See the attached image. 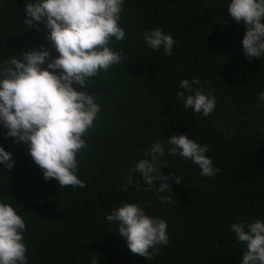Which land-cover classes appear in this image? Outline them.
Returning <instances> with one entry per match:
<instances>
[{
  "label": "trees",
  "instance_id": "obj_1",
  "mask_svg": "<svg viewBox=\"0 0 264 264\" xmlns=\"http://www.w3.org/2000/svg\"><path fill=\"white\" fill-rule=\"evenodd\" d=\"M29 2L0 0V63L25 47L46 46L58 55L46 27L23 22ZM230 2L125 0L120 24L127 38L112 42L123 63L101 71L86 88L74 85L94 94L103 109L77 157L85 187L45 181L28 145L5 138L0 127V145L16 161L10 172L0 164V202L25 220L28 264H92L93 257L98 264H241L246 246L231 224L264 220V107L257 99L264 92V57L244 55L246 30L232 21ZM155 28L176 41L171 55L145 44L144 33ZM184 79H199L193 87L215 95L210 116L184 108L177 98ZM174 134L207 144L219 172L205 177L191 160L169 155L165 142ZM156 142L166 149L160 171L173 178L172 191L149 190L130 172ZM167 196L173 203L162 202ZM125 201L167 222L170 242L152 260L131 253L118 224L106 218Z\"/></svg>",
  "mask_w": 264,
  "mask_h": 264
},
{
  "label": "clouds",
  "instance_id": "obj_2",
  "mask_svg": "<svg viewBox=\"0 0 264 264\" xmlns=\"http://www.w3.org/2000/svg\"><path fill=\"white\" fill-rule=\"evenodd\" d=\"M125 0H33L25 5L24 23L29 28L48 29L57 56L46 46L23 48L19 55L0 63V127L5 138L28 145V154L43 171V179H55L58 187H85L78 178V154L87 147L84 137L103 111L94 94L78 91L74 85L86 88L93 77L107 72L113 65L123 63V54L114 50L112 42L126 40L121 26ZM228 12L238 25H243L244 55L249 59L264 57V0H231ZM144 42L150 49L163 48L171 55L176 43L171 34L160 28L144 33ZM199 79L180 81L182 91L177 98L184 108L210 116L216 108V97L203 87ZM187 93V95H186ZM257 99L264 107V92ZM169 155L191 160L201 175L212 177L219 172L213 160L206 155L207 144L186 134L172 135L165 142ZM164 144L156 142L144 152L131 173H139L149 190L172 191L173 178L160 171ZM0 164L11 171L16 161L13 154L0 145ZM182 176L175 177L180 184ZM134 182L129 175L128 184ZM158 185V187H157ZM128 185H125L127 191ZM163 203H173L171 196L162 197ZM118 224V236L134 255L152 260L161 246L169 244L167 222L160 216L148 215L138 203L123 202L106 216ZM231 231L246 246L241 264H264V220L251 223H233ZM25 220L8 203L0 202V264H28L24 243ZM92 264H98L95 257Z\"/></svg>",
  "mask_w": 264,
  "mask_h": 264
}]
</instances>
